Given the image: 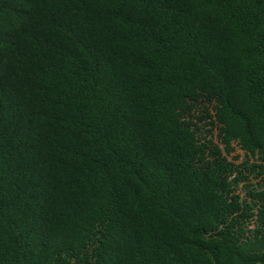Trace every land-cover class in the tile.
<instances>
[{"label":"trees","instance_id":"1","mask_svg":"<svg viewBox=\"0 0 264 264\" xmlns=\"http://www.w3.org/2000/svg\"><path fill=\"white\" fill-rule=\"evenodd\" d=\"M0 264H264V0H0Z\"/></svg>","mask_w":264,"mask_h":264},{"label":"rangeland","instance_id":"2","mask_svg":"<svg viewBox=\"0 0 264 264\" xmlns=\"http://www.w3.org/2000/svg\"><path fill=\"white\" fill-rule=\"evenodd\" d=\"M233 154H238L239 155V158L236 160V162H239L243 158H245L244 151L242 149H240L239 147H237V146H236V149H235ZM251 161L252 162H257V163L260 162L259 160H256L255 157L251 158ZM249 180L252 181V182H255V181L259 180V177L255 178L252 175H249ZM237 188H238V191H240V194L242 195L244 193L246 187L242 186V184H239Z\"/></svg>","mask_w":264,"mask_h":264}]
</instances>
